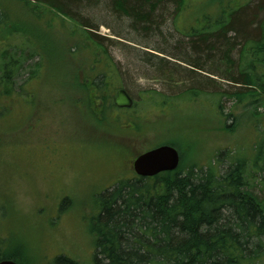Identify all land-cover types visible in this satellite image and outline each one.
<instances>
[{
  "label": "rangeland",
  "instance_id": "1",
  "mask_svg": "<svg viewBox=\"0 0 264 264\" xmlns=\"http://www.w3.org/2000/svg\"><path fill=\"white\" fill-rule=\"evenodd\" d=\"M69 1L77 22L91 27L89 30L106 43L119 85L136 104L125 115L133 117L141 112L148 122L143 130L147 134L142 139L129 134L123 138L120 131L109 134L108 124L96 129L97 139L89 137L81 127L80 120L88 123L80 115L81 105H75L81 116L77 120L67 109L69 98L61 89L70 78L60 60L61 36L56 31L59 28L64 38L70 39L71 30L57 25L50 33L46 20L28 18L24 27L29 39L34 41L45 69H54L60 90L53 89L55 78L49 83L45 73L25 84L29 94L24 99L13 96L1 100L13 102L0 114V246L22 254L27 264L29 248L36 264H49L58 256L93 264L95 236L91 229L92 218L98 214L94 209L96 196L113 189L119 180L135 179L133 161L145 148L172 140L184 143V147H177L184 171L190 166L207 169L216 153H221L216 163L223 171L232 159L222 153L232 150V155L243 157L250 188L264 199V97L257 101L255 114L250 105L254 101L237 103L232 97L240 85L236 87L228 76L238 75L245 67L240 60L243 39L229 35L234 43L230 56L235 63L233 70L214 43H199L185 34L192 32L194 21L217 15L220 2L229 0H188V8L181 13L175 0L156 1L154 12L143 22L119 12L114 0ZM232 1L230 10L240 5L245 7L243 12H249L261 0ZM1 2L12 9L9 0ZM67 23L71 29L73 23ZM34 62L27 61L16 75L17 93L29 77L25 69L31 70ZM147 94H160L154 98L170 99L171 103L157 101L146 106L142 100L150 96ZM28 117L30 126L26 128L23 124ZM228 127L233 132H228ZM258 152H262V159L256 163Z\"/></svg>",
  "mask_w": 264,
  "mask_h": 264
},
{
  "label": "trees",
  "instance_id": "2",
  "mask_svg": "<svg viewBox=\"0 0 264 264\" xmlns=\"http://www.w3.org/2000/svg\"><path fill=\"white\" fill-rule=\"evenodd\" d=\"M156 1L164 0H114V3L125 16L143 22L149 20L154 12ZM70 2L9 0L12 9L4 2L0 3V114L13 102L11 100L8 104L1 100L13 96L24 99L29 94L24 86L32 78L48 73L49 83L55 78L53 89L59 88L57 74H53L52 67L45 69L41 55L24 27L28 18L43 19L46 20L47 32L51 33L50 30L57 25L71 30L70 39L64 38L59 28L56 31L61 36L60 60L64 70L69 72L65 74L70 82L61 89L69 98L66 107L71 116H77L78 120L82 115L88 121L80 120L83 123L81 127L93 139L98 138L96 129L108 124L111 125L109 134L120 131L118 134L122 137L129 134V137L142 139L147 134L143 130L148 122L141 112L130 117L125 113L131 109L116 107L114 100L121 85L106 43L89 30L91 27L77 22L70 11ZM175 3L181 13L188 8L189 1L175 0ZM233 3L232 0L226 4L221 1L217 15L207 16L200 22L194 21L192 32L185 34L186 37L196 38L199 43H214L215 50L220 55L224 53V59L233 70L235 63L230 56L234 43L229 35L234 34L235 40L243 39L240 60L245 67L238 75L236 72L228 73L231 82L235 86L240 85L232 97L237 103L254 101L250 105L258 114L256 103L264 97V0L249 12H243L245 7L240 5L230 10ZM67 21L73 23L71 29ZM183 29H186L185 26ZM18 40L20 45L15 47L14 43ZM216 43L221 47L217 48ZM78 55L82 56L80 60ZM27 61L35 62L30 66L31 70L25 69L29 77L17 93L14 89L15 77ZM155 95L143 98V104L149 106L160 101L154 98ZM168 100L160 102L168 105L171 103ZM77 104L82 107L80 115L75 107ZM121 114L126 116V120ZM30 119L28 117L24 121V127L27 128ZM116 124L118 126L113 127ZM92 127L94 134L90 132ZM228 129V132H233V129ZM163 144L184 147V143L175 140ZM151 146L144 151L156 147ZM123 149L127 150H124L125 154L129 152L127 147ZM178 151L181 161L176 171L154 178L135 176V179H122L113 189L96 196L94 209L98 214L92 218L91 229L95 236L93 264H264V199L250 188L246 160L236 153L232 155V150H229L222 153V156L228 155L232 159L227 170L223 171L216 163L221 155L216 153L207 169L190 166L184 171L182 153L180 149ZM261 154H255L256 163L262 159ZM28 250V264H36L32 250ZM3 260L27 264L22 254L0 246V261ZM49 264L81 263L67 256H58Z\"/></svg>",
  "mask_w": 264,
  "mask_h": 264
},
{
  "label": "water",
  "instance_id": "3",
  "mask_svg": "<svg viewBox=\"0 0 264 264\" xmlns=\"http://www.w3.org/2000/svg\"><path fill=\"white\" fill-rule=\"evenodd\" d=\"M115 104L118 108H132L134 101L124 89L117 92ZM180 164L178 151L169 145H162L138 156L133 169L141 178H152L161 173L173 172ZM0 264H17L12 260L0 261Z\"/></svg>",
  "mask_w": 264,
  "mask_h": 264
}]
</instances>
